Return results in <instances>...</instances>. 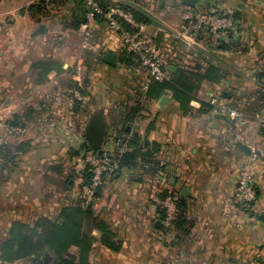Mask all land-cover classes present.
Here are the masks:
<instances>
[{"label": "crops", "instance_id": "0c3cea01", "mask_svg": "<svg viewBox=\"0 0 264 264\" xmlns=\"http://www.w3.org/2000/svg\"><path fill=\"white\" fill-rule=\"evenodd\" d=\"M42 1L46 15L40 0H0V119L29 111L28 127L18 140L32 143L0 178V244L13 221L32 225L40 218H55L66 205L85 204L74 183L58 188L45 179L66 157L68 143L75 142L72 127L84 128L103 109V150L115 151V140L128 138V131L157 142V157L165 165L158 171L174 192L181 195L186 189L181 196L193 224L187 233L169 240L161 230L156 202L163 189L158 171L121 168L105 177L98 196L86 203L108 224L118 245L113 250L96 240L89 254L92 264H264V224L258 217L264 212V158L256 164L254 203L241 207L234 196L239 162L264 151V129L255 117L264 116L259 97L263 87L257 83L264 80L256 77L264 72V0H197L195 8L180 0H129L150 18L142 23L144 32L154 41L156 33L163 32L159 49L169 70L203 69L213 63L223 71L220 82L201 84L186 112L169 92L157 99L143 96L149 73L119 61L124 50L121 34L106 21L94 20L91 36L77 43L74 38L83 31L71 27L72 5ZM200 11L228 12L234 31L210 34L195 46L180 40L168 45L174 26ZM40 25L45 29L36 33ZM77 47L81 54L74 58ZM107 50L116 54L114 65L101 59ZM45 67L50 70L45 72ZM212 96L242 110L247 122L205 111L202 102ZM74 99L80 100V107ZM136 103L139 111L122 130L125 111ZM150 122L152 129L146 133ZM237 141L250 147L249 155ZM92 234L99 238L98 231ZM69 252L77 254V248ZM46 254L52 256L46 248L34 257L0 264H37Z\"/></svg>", "mask_w": 264, "mask_h": 264}, {"label": "trees", "instance_id": "16d2710c", "mask_svg": "<svg viewBox=\"0 0 264 264\" xmlns=\"http://www.w3.org/2000/svg\"><path fill=\"white\" fill-rule=\"evenodd\" d=\"M61 3H70L73 7V21L71 27L73 29H79L81 24L85 21L86 8L82 0H52ZM98 6L106 11L111 6H118L124 12L129 13L137 22L147 24L150 22L149 16L142 10L132 6L129 0H120L114 2L112 0H94ZM40 10L46 15L48 13L42 0H40ZM93 20H103L101 14H94ZM121 26L131 31V27L122 18H118ZM179 41L178 39L170 36L167 40V44H173ZM121 63L131 67L139 65L136 57L123 50L121 57L119 58ZM163 62V68L167 70L169 74L168 80L156 81L150 80L147 85L143 96L146 99H157L165 93H171L172 98L179 103L182 111L189 110L190 100L195 97L196 91L200 88L203 82L218 83L220 82L223 71L216 64H209L206 68L201 69L196 66L194 68H181L176 67L173 71L168 69V64ZM46 66L47 63H45ZM44 64V65H45ZM49 67H45L44 71L48 72ZM256 77L264 80V72H258ZM76 89L82 94H86V89L76 85ZM259 97L264 100V87L259 92ZM76 107H80V101L74 99ZM202 107L205 111L211 110V105L207 102H202ZM139 103L134 104L133 107L127 109L122 117V130L128 123H131L136 113L139 111ZM29 111L24 115H15L7 121L10 125L25 127V121L30 119ZM153 126V122L146 128L148 133ZM121 130V131H122ZM124 133V131H123ZM128 138H121L122 142L126 144V150L122 153H116L114 151H106L112 160H116L118 168L129 167H141L150 172H157L158 170H164L165 165L161 163L157 157L159 152V144L154 141L148 140L146 137H142L136 132H126ZM115 137L114 139H116ZM26 143L22 142L13 148L9 147L5 143H0V156L4 157L10 162V166H14L16 157L26 150ZM74 148V146H73ZM88 150L91 147L87 144L84 134V141L75 147V153L79 154L81 150ZM52 171L60 172L61 167L53 165ZM168 180V179H167ZM90 173L88 167L81 177L80 187L83 184H89ZM73 183L66 181L65 187H71ZM102 185V184H101ZM100 186L96 190L95 197L98 196ZM166 191L161 192L160 196L163 197ZM176 207L177 215L172 221L171 231L174 233L172 241L178 237L179 233L185 234L192 226V220L187 216V203L179 193H176ZM160 214V221L164 218V213L158 208ZM96 230L100 233L99 238H96L92 231ZM161 230L166 235L168 229L161 225ZM167 236V235H166ZM114 232L109 228L108 224L96 217L92 211L90 204H82L80 201L62 207L58 215L53 219L40 218L32 225L22 223L19 221H13L8 229V238L0 244V260L5 262H11L13 260L34 257L41 253L44 249L48 248L53 256V260L50 263H44L42 259L37 260V264H92L89 261V254L92 249V245L96 240L110 249L117 250L118 245L114 240ZM75 246L77 248V254L69 252L70 247Z\"/></svg>", "mask_w": 264, "mask_h": 264}, {"label": "built area", "instance_id": "2783aa9c", "mask_svg": "<svg viewBox=\"0 0 264 264\" xmlns=\"http://www.w3.org/2000/svg\"><path fill=\"white\" fill-rule=\"evenodd\" d=\"M118 2L120 0H113ZM86 8L85 21L81 24L84 38L87 40L91 36L90 27L94 14H101L108 26L114 28L121 34L124 50L132 53L140 66L145 68L152 80H168L169 74L163 68V57L159 48L155 47L154 38L144 32L143 24L137 22L129 13L124 12L118 6H111L108 10H102L94 0H82ZM118 18H122L131 27V31L125 30ZM235 29V21L228 12L221 11H200L185 16L177 23L171 31V36L184 42L186 45L195 46L206 36L215 33L227 34ZM260 87H264L263 82H257ZM208 103L211 105L212 112L227 114L229 118L236 120L239 124L247 122L246 114L235 107L219 100L217 96H212ZM256 119L260 123V130L264 129V116L257 114ZM7 130L13 133L22 132L23 128L16 125H7ZM237 136V134H235ZM116 153H122L126 150V144L120 138L114 142ZM264 158V151L260 154L253 153L246 159L239 162L237 180L234 187L235 201L241 207L251 206L257 197L255 187V169L257 161ZM84 162L90 173L89 184H83L81 187V197L84 203H89L95 199L98 186H100L105 177L111 176L118 168L116 160H112L110 155L103 150L98 153L90 148L84 153ZM158 178L163 186L160 191H166V194L156 198L158 208L164 213L161 225L168 229L167 238L172 240L174 233L172 221L177 215L176 192L167 186V180L162 171H158Z\"/></svg>", "mask_w": 264, "mask_h": 264}, {"label": "rangeland", "instance_id": "374dc122", "mask_svg": "<svg viewBox=\"0 0 264 264\" xmlns=\"http://www.w3.org/2000/svg\"><path fill=\"white\" fill-rule=\"evenodd\" d=\"M81 37L84 38L83 32H81V36L78 34L77 37L74 38V41H77L78 43ZM75 49L76 50H74V56H75L74 58H79L81 53H79L78 47ZM7 125H10V124H8L7 121H3V119H0V143H5L9 147L13 148L14 146H17L20 143L25 142L26 149L28 148L31 149L30 146H32V143H30V140L26 139L24 141V139H22L21 141H19L18 137L20 136L21 133L17 134V133L8 131ZM25 127H28V126L25 125ZM25 127H23V129H25ZM66 128L68 129L67 126ZM72 128H73L72 133L76 137L75 139L73 138L75 142L68 143L69 146L68 147L66 146L67 148L65 150L66 157L60 159V163L58 162L54 164L55 166L62 167L63 170H61L60 172L54 171L53 175H48L45 180L50 181V182H55L58 188H62L63 186L65 187V182L69 180V182L74 183L73 187L74 189H76L75 191L81 192V187L79 185V182H81V180L79 181L78 179L83 176L86 170V163L84 162V153L86 151L83 148L79 154H76L75 147L79 146V144L84 141V128L82 126H79V127L76 126ZM71 144H74V145L70 146ZM8 167H10V162L8 163V160L0 156V178L3 175V172L6 171V169H8Z\"/></svg>", "mask_w": 264, "mask_h": 264}, {"label": "water", "instance_id": "95a60500", "mask_svg": "<svg viewBox=\"0 0 264 264\" xmlns=\"http://www.w3.org/2000/svg\"><path fill=\"white\" fill-rule=\"evenodd\" d=\"M180 2L184 5H187L191 8H195L197 0H180ZM44 25H40L36 33H41L44 30ZM163 32L159 30L155 35V47L159 48L161 43ZM115 57L116 54L114 52H111L110 50H107L101 57V59L109 64L114 65L115 64ZM107 122L104 118V110L99 109L97 110L88 120L86 126L84 127V134L87 144L95 149L98 153H102L103 151V143H104V136L106 132ZM236 145L246 154H250L251 149L246 144L242 143L241 141H237ZM186 189H183L181 192V195H185ZM259 219L264 224V212L259 214ZM53 260V257L49 254H46L44 256V263H50Z\"/></svg>", "mask_w": 264, "mask_h": 264}]
</instances>
